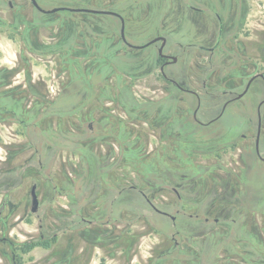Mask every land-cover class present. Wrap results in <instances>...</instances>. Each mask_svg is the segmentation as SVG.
<instances>
[{"label": "flooded vegetation", "instance_id": "flooded-vegetation-1", "mask_svg": "<svg viewBox=\"0 0 264 264\" xmlns=\"http://www.w3.org/2000/svg\"><path fill=\"white\" fill-rule=\"evenodd\" d=\"M14 1L8 11L30 14L3 30L18 51L0 67V264H21L32 244L47 252L36 264H264L263 12L248 0H82L91 8L70 9L105 13L65 12L81 24L60 42L40 29L60 12ZM232 110L233 126L217 127ZM29 217L34 235L16 240Z\"/></svg>", "mask_w": 264, "mask_h": 264}, {"label": "rangeland", "instance_id": "rangeland-1", "mask_svg": "<svg viewBox=\"0 0 264 264\" xmlns=\"http://www.w3.org/2000/svg\"><path fill=\"white\" fill-rule=\"evenodd\" d=\"M5 1L3 0V26H0V67H11L12 64H10V61H13L15 58V54L18 51V47L15 44H10V43H6L5 42V38H4V33L3 30L4 29H10V30H17V29H22L23 28V24L25 22L29 21V18L27 17L28 14H30L28 10L23 11L24 13L22 14V16L20 17V13L19 12H10L8 11V9L6 8L5 5ZM253 8H257V10H260L263 12L264 15V0H248ZM14 3L17 5V8L20 7L21 5L25 4V0H15ZM39 4V6L42 9L45 10H49V9H53V8H59V7H63V8H81V7H87L88 5H86L87 3L84 2L82 0H48V3L46 2H37ZM89 8H91V6H88ZM257 12V11H256ZM255 11L253 13L257 14ZM35 19H41L42 21H44L46 19V17H43L41 15H39L36 11L33 12ZM78 14V13H77ZM75 16H81L83 17L84 15H82L81 13H79L78 15L75 14ZM20 17V18H19ZM89 17H94V18H100V19H108V20H113L111 17H105L102 15H89ZM19 20V21H18ZM45 25L41 26L40 29H46L51 31L54 35L58 36V40L60 42L64 41V36H65V32L67 30H76L79 31L80 30V24L81 21L80 19H73V21L71 23H69V21L65 18L64 14H58L55 15L53 17H50L48 20H46L45 22H43ZM40 40H44L45 38L42 37V34H39ZM54 42V41H53ZM57 42V39L56 41ZM49 66H51V64H49ZM34 75L36 77H39L40 79H42L45 84L47 85L52 78H56L54 80V85L58 87L57 82H59L60 79H62V76H57V71L54 70V77H53V72L52 70L49 68L44 67V65L42 64H38L36 65V67H34V69L32 70ZM2 78V76L0 77ZM21 79V77L17 78V80ZM235 112L236 110H232L230 111L226 117L224 118V120L222 122L219 123V125L217 127L219 128H223V127H230L233 126L234 122H235ZM20 119L24 120V121H31L30 118L27 117V114H22L20 116ZM5 130H3V127L0 128V160L3 159V137L5 136ZM21 141H25V139L21 138ZM77 159L74 158L73 156H71L70 160L68 161L70 167L73 169L75 167V163ZM61 168V165L59 164V162H56V164L54 166L50 167V172L53 173H58L59 169ZM47 172V170H46ZM48 173V172H47ZM261 177V180H264V172H259L258 173ZM61 205H63V201L61 200ZM139 223H137L138 225ZM35 226V221L34 219H32V217H29L28 220L22 224H20L18 226L19 230L15 229L13 231V237L18 240V241H23V238L21 233L24 232L25 234H28L29 236L34 235L33 233V229ZM139 243V242H138ZM149 245V242L144 239L142 241H140L139 245H137L136 248V255H146L147 253V247ZM47 252L45 250H42L38 247L35 246V248L29 250L26 253H20V251H18V256H17V260L19 262H21V264H36L38 261H40L44 255ZM121 263V262H120ZM91 264H118V262L116 261H109L106 260L104 258V260L100 263V261L97 260V254H96V258L95 260L91 263Z\"/></svg>", "mask_w": 264, "mask_h": 264}, {"label": "trees", "instance_id": "trees-1", "mask_svg": "<svg viewBox=\"0 0 264 264\" xmlns=\"http://www.w3.org/2000/svg\"><path fill=\"white\" fill-rule=\"evenodd\" d=\"M37 2H46V3H48V0H37ZM59 14L66 15L65 12H60ZM53 16H55V15H53ZM53 16H51V17H53ZM54 50H55V52L57 54H59V56H60L61 59H64L65 58V44L64 43H60L59 45H56L55 48H54ZM75 84H77V86H79V82L78 81H76ZM61 93H62V95H65V94L69 93L68 88L63 89L61 91ZM65 109H67V102L65 100H63L62 98L61 99L59 98L55 102L54 110L58 112V111H64ZM35 246L36 245H33V244L32 245H29V246H24L23 249H22V252L23 253H26L29 250L33 249ZM42 246H43V248H46V249L49 248V246H47V245H42Z\"/></svg>", "mask_w": 264, "mask_h": 264}, {"label": "water", "instance_id": "water-1", "mask_svg": "<svg viewBox=\"0 0 264 264\" xmlns=\"http://www.w3.org/2000/svg\"><path fill=\"white\" fill-rule=\"evenodd\" d=\"M31 4L42 14L45 15H53L58 12H91V13H105V12H100V11H92V10H84V9H70V8H53L49 10L42 9L35 0H30ZM37 210V200L35 194L32 192L31 193V206H30V211L31 213H34Z\"/></svg>", "mask_w": 264, "mask_h": 264}]
</instances>
